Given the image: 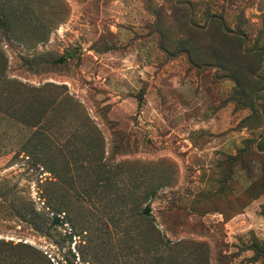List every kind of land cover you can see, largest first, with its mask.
I'll return each instance as SVG.
<instances>
[{
    "label": "rangeland",
    "instance_id": "rangeland-1",
    "mask_svg": "<svg viewBox=\"0 0 264 264\" xmlns=\"http://www.w3.org/2000/svg\"><path fill=\"white\" fill-rule=\"evenodd\" d=\"M4 13L0 264H264V0Z\"/></svg>",
    "mask_w": 264,
    "mask_h": 264
},
{
    "label": "trees",
    "instance_id": "trees-1",
    "mask_svg": "<svg viewBox=\"0 0 264 264\" xmlns=\"http://www.w3.org/2000/svg\"><path fill=\"white\" fill-rule=\"evenodd\" d=\"M10 26V18L8 16V14L4 13L2 14L1 16V19H0V27L3 28V29H8ZM56 221H60L59 218H56Z\"/></svg>",
    "mask_w": 264,
    "mask_h": 264
}]
</instances>
